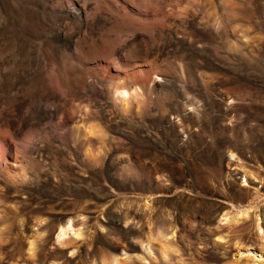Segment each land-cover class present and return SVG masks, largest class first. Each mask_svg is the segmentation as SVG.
<instances>
[{
    "label": "rangeland",
    "instance_id": "rangeland-1",
    "mask_svg": "<svg viewBox=\"0 0 264 264\" xmlns=\"http://www.w3.org/2000/svg\"><path fill=\"white\" fill-rule=\"evenodd\" d=\"M0 161V264H264V0H0Z\"/></svg>",
    "mask_w": 264,
    "mask_h": 264
},
{
    "label": "bare ground",
    "instance_id": "bare-ground-1",
    "mask_svg": "<svg viewBox=\"0 0 264 264\" xmlns=\"http://www.w3.org/2000/svg\"><path fill=\"white\" fill-rule=\"evenodd\" d=\"M92 73L94 74V75H99L100 74V70H99V68L97 67H94V68H92ZM134 74H135V70L134 71H132V72H129V74H128V77H132V76H134ZM151 74H152V71L150 70V69H147V70H145L144 71V75H143V78H142V81L143 82H147L150 78H151ZM120 91H123V90H120ZM123 94V93H122ZM96 124V123H95ZM96 126L98 127V125H94V124H89V126H88V128H87V132H93V131H95V129H96ZM99 129V128H98ZM86 132V131H85ZM97 132H101L100 130L99 131H97ZM3 153H5V152H3ZM16 155H18V154H16ZM3 156V155H2ZM5 156V155H4ZM3 156V157H4ZM20 159V158H19ZM1 162V161H0ZM16 165V164H15ZM18 165V164H17ZM223 218V217H222ZM71 227H73L72 226V220L70 219V218H67V219H65L64 221H62L59 225H58V227H57V233H56V241L58 242V243H60V244H65L66 242H67V240H66V238L67 237H65V235H66V233L68 232V231H70L71 230ZM73 229V228H72ZM73 231H71V233H72ZM68 235V234H67ZM73 235V234H72ZM75 235L76 236H79L80 235V233L79 232H75ZM75 237V236H74ZM62 245V246H63ZM146 247V249H147V246H145ZM32 248H33V240H29V242H28V250L30 251V250H32ZM246 249V248H245ZM247 251V250H246ZM166 253V252H165ZM242 253V252H241ZM245 254V253H244ZM244 254H241V255H244ZM246 255H247V253H246Z\"/></svg>",
    "mask_w": 264,
    "mask_h": 264
}]
</instances>
